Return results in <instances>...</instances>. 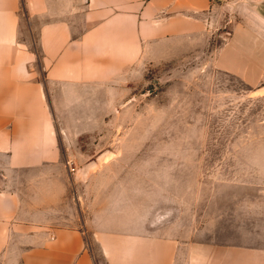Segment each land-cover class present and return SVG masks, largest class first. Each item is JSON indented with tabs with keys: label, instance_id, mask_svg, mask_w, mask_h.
Masks as SVG:
<instances>
[{
	"label": "crops",
	"instance_id": "1",
	"mask_svg": "<svg viewBox=\"0 0 264 264\" xmlns=\"http://www.w3.org/2000/svg\"><path fill=\"white\" fill-rule=\"evenodd\" d=\"M214 12L213 0H0V264H98L96 253L104 264H264V225L228 218L235 242L189 243L165 216L130 227L99 215L78 228L66 206L71 183L99 165L71 173L58 118L150 65L201 55ZM257 19L211 59L251 87L264 77Z\"/></svg>",
	"mask_w": 264,
	"mask_h": 264
},
{
	"label": "rangeland",
	"instance_id": "2",
	"mask_svg": "<svg viewBox=\"0 0 264 264\" xmlns=\"http://www.w3.org/2000/svg\"><path fill=\"white\" fill-rule=\"evenodd\" d=\"M213 8L218 23L201 55L150 65L121 92L92 94L58 118L71 173L99 165L66 197L78 228L95 227L99 215L130 227L161 215L183 242L226 244L236 241L228 218L264 225V77L251 87L211 62L237 29L264 17V0H213ZM253 27L264 34V21Z\"/></svg>",
	"mask_w": 264,
	"mask_h": 264
},
{
	"label": "water",
	"instance_id": "3",
	"mask_svg": "<svg viewBox=\"0 0 264 264\" xmlns=\"http://www.w3.org/2000/svg\"><path fill=\"white\" fill-rule=\"evenodd\" d=\"M93 164H94V162L90 163L89 165H93Z\"/></svg>",
	"mask_w": 264,
	"mask_h": 264
}]
</instances>
